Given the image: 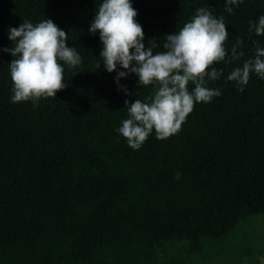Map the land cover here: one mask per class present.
<instances>
[{
  "label": "trees",
  "instance_id": "trees-1",
  "mask_svg": "<svg viewBox=\"0 0 264 264\" xmlns=\"http://www.w3.org/2000/svg\"><path fill=\"white\" fill-rule=\"evenodd\" d=\"M130 2L145 47L157 39L154 54L197 9L223 17L227 55L212 65L222 73L205 78L221 95L196 103L176 134L161 140L153 130L132 149L118 132L125 101L147 102L155 86H138L132 73L118 85L124 69L103 67L99 32L89 31L103 0H0V264H149L188 228L220 239L264 213V79L250 74L243 91L227 80L264 48V35L249 30L264 0H238L231 14L226 0ZM46 19L81 64L61 62L66 87L56 97L13 103L9 28Z\"/></svg>",
  "mask_w": 264,
  "mask_h": 264
},
{
  "label": "clouds",
  "instance_id": "clouds-1",
  "mask_svg": "<svg viewBox=\"0 0 264 264\" xmlns=\"http://www.w3.org/2000/svg\"><path fill=\"white\" fill-rule=\"evenodd\" d=\"M237 3L238 0H226L225 11L231 14V5ZM136 16L130 0H103L89 31L99 32L103 45L100 57L106 71H116L117 65L124 69L116 77L118 85L120 79L132 73L139 78L138 86H155L147 102L125 101L128 118L118 132L130 148L138 150L153 130L161 140L176 134L196 103H208L221 95L219 89L206 86L205 78L219 79L222 70L212 65L225 59L224 45L229 34L223 17L217 19L208 7H202L178 32L165 35L164 50L154 54L159 47L157 39L145 47L143 28ZM249 30L257 36L264 35V15L258 22H250ZM8 38L14 46L3 51L14 57L9 64L13 103L56 97L66 87L61 62L73 69L81 64L78 52L67 46L68 34L51 19L36 24L23 21L18 28H9ZM243 55L235 46L232 48L234 59ZM252 73L264 79V48L258 44L255 56L231 71L227 80L243 91ZM189 82L194 84L192 91L188 89ZM124 91L130 95L126 88Z\"/></svg>",
  "mask_w": 264,
  "mask_h": 264
},
{
  "label": "rangeland",
  "instance_id": "rangeland-1",
  "mask_svg": "<svg viewBox=\"0 0 264 264\" xmlns=\"http://www.w3.org/2000/svg\"><path fill=\"white\" fill-rule=\"evenodd\" d=\"M189 231L157 248L149 264H264V213L242 220L220 239Z\"/></svg>",
  "mask_w": 264,
  "mask_h": 264
}]
</instances>
